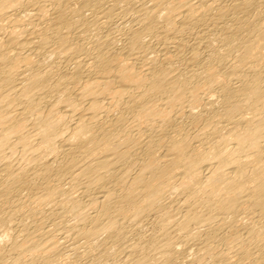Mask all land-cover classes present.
I'll return each instance as SVG.
<instances>
[{
    "label": "bare ground",
    "instance_id": "obj_1",
    "mask_svg": "<svg viewBox=\"0 0 264 264\" xmlns=\"http://www.w3.org/2000/svg\"><path fill=\"white\" fill-rule=\"evenodd\" d=\"M0 264H264V0H0Z\"/></svg>",
    "mask_w": 264,
    "mask_h": 264
}]
</instances>
